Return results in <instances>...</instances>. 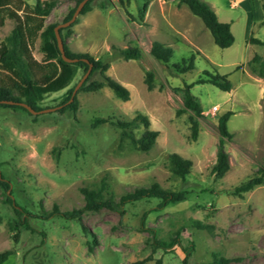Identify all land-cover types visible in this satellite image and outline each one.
I'll return each mask as SVG.
<instances>
[{
  "label": "rangeland",
  "instance_id": "1",
  "mask_svg": "<svg viewBox=\"0 0 264 264\" xmlns=\"http://www.w3.org/2000/svg\"><path fill=\"white\" fill-rule=\"evenodd\" d=\"M78 1L60 0L46 22H64ZM204 1L230 23L235 37L230 47L218 46L202 19L180 0H93L92 9L77 16L66 43L73 52L109 62L105 73L129 89V98L123 100L104 86L78 89L76 111L34 114L0 107V170L11 182L8 190L0 185V252L13 251L2 264H128L140 259L144 264H184L185 248L192 244L186 264H212L214 253L234 258L229 264H264V185L243 195L232 193L264 158V76L253 59L256 54L264 58V44L251 40L264 41V0ZM145 5L141 18L139 9ZM14 24L8 19L0 26V40ZM155 40L173 49L168 62L151 54ZM40 42L34 49L39 59ZM129 45L141 49L139 58L125 59L117 51ZM192 55L195 66L180 72L174 64L184 66ZM204 71L226 75L232 88L222 90L209 82L192 86L203 113L193 138L192 111L184 105L183 90L185 83L205 77ZM83 74L80 70L71 86ZM99 76L96 72L92 78ZM67 90L47 95L42 108L58 106ZM228 110L233 111L228 120L233 137L225 149L231 166L217 176L212 167L218 120ZM138 113L147 115L150 127L159 132L147 151L132 145L113 123L130 121ZM96 118L108 121L94 124ZM129 130L139 137L145 127L131 125ZM172 153L192 160L185 179L171 170ZM103 179L117 200L154 182L189 195L160 210L154 209L158 199L146 198L126 204L122 213L106 207L85 210L81 221L49 216L55 204L62 211L83 207L81 188H97ZM8 195L31 212L30 224L37 232L16 229ZM198 221L212 224L213 231L199 227ZM178 231L181 245L153 249L154 237L170 240Z\"/></svg>",
  "mask_w": 264,
  "mask_h": 264
},
{
  "label": "trees",
  "instance_id": "2",
  "mask_svg": "<svg viewBox=\"0 0 264 264\" xmlns=\"http://www.w3.org/2000/svg\"><path fill=\"white\" fill-rule=\"evenodd\" d=\"M59 1L34 0V2H29V0H0V26H4L8 19L15 22L9 34L0 40V107H10L15 110L21 109L31 113L20 102H25L34 109L41 110L43 109L41 103L47 95L68 88L66 97L59 104L63 105L59 110L61 112L66 110L76 111L79 103L78 97L75 94L72 100L71 98L78 82L73 86L71 85L79 74V71L83 70L85 73L90 64H92L91 72L79 90L94 91L108 86L119 98L123 100L129 98V89L105 73L109 68V62L96 58L89 53L73 52L68 48L66 35L71 32V26L75 21L70 26L60 28V33L64 41L66 55L71 58H77V60L67 61L63 58L55 34V26L57 24H48L46 22L48 15ZM92 2L93 0H88L80 13H85L92 9ZM180 3L186 4L193 14L202 19L218 46L227 48L234 43L235 37L230 23L221 21L206 1L180 0ZM77 6L78 4L71 8L64 21L72 17ZM146 8L145 5L139 9V16L141 18L144 17ZM63 30H66V34H63ZM38 39H41L39 47L43 53L41 59L37 58L34 54ZM251 40L255 43L264 44V41L258 38L252 37ZM117 51L125 59H136L142 54L141 49L137 45L118 48ZM151 54L160 61L168 62L173 54V49L163 42L155 40L151 45ZM194 59L195 57L192 55L186 65H174L180 72H186L195 66ZM253 59L260 63L258 70L259 76H264V58L256 54ZM96 72L100 76L98 78H92ZM203 75L205 77L201 76L195 82L185 83L183 90L184 105L192 111L190 121L193 138H196L198 135L199 118L203 116V113L199 100L191 91L192 86L195 83L209 82L222 90L229 91L232 88V83L226 75L212 74L208 71H204ZM152 76L153 73L149 71L147 78L149 87L152 86ZM4 100L13 102H4ZM232 114L233 111L228 110L218 120L219 141L217 144L216 162L212 167V172L217 176H223L231 166L229 153L225 149V142L226 140H231L233 137V133L228 129V120ZM106 121H108L106 118H96L94 124ZM113 123L121 129V135L123 137H128L132 145L144 151L151 149L159 133L158 130L150 127L149 117L142 113H138L130 121L118 120ZM139 124L145 127V131L141 136L136 137L130 132L129 127ZM191 167V159L184 158L178 153H172L170 155V168L177 176L185 179ZM0 185L5 190L11 187V182L4 176L1 170ZM259 185H264V158L258 169L248 179L236 185L232 193L235 195H243L245 192ZM81 191L85 198V205L83 207L62 211L55 204L53 210L49 212V216L60 215L66 219L81 221L82 212L85 210L98 211L106 207L122 213L126 204L146 198L158 199V205L154 209L160 210L164 209L167 205L186 200L189 195V192L185 189L167 190L162 188L159 183L154 182L151 186L137 187L133 191L122 195L117 200L114 193L109 189L105 179L102 180L101 185L97 188L82 187ZM7 201L12 205L18 219L15 224L16 229L20 230L21 227H24L31 232H37L38 230L30 224L31 212L25 206L18 204L12 195H8ZM147 213L143 215L142 227H144ZM196 223L199 227L213 231L212 224L199 221ZM178 244L181 245V234L179 231L170 240L154 237L152 247L153 249L169 251ZM89 249H92V246H89ZM185 249L187 254L184 259V264L187 263L188 256L192 254L194 245L192 244L191 248ZM12 253V250L0 252V264L7 260ZM233 259L232 257L214 253L211 263L229 264ZM145 261V259H140L128 264H144Z\"/></svg>",
  "mask_w": 264,
  "mask_h": 264
},
{
  "label": "water",
  "instance_id": "3",
  "mask_svg": "<svg viewBox=\"0 0 264 264\" xmlns=\"http://www.w3.org/2000/svg\"><path fill=\"white\" fill-rule=\"evenodd\" d=\"M87 1L88 0H81L80 3L78 4V6L76 7V9H75V11H74V13H73V15H72V17L70 19L67 20V21L61 22V23H59V24H57L55 26V34H56L58 46L60 48V51L62 53L63 58L65 60H67V61H76L77 58H71V57H68L66 55L64 41H63V38H62L61 33H60V28L70 26L76 20L77 16L80 14L83 6L85 5V3ZM91 69H92V64H90L88 70L84 73V75L80 78V80L78 81L77 85L75 86L71 100L73 99L74 95L76 94L77 90L80 88L82 83L89 76V74L91 72ZM4 102L12 103L13 101L4 100ZM20 104L25 106L31 113H34V114L43 113V112L50 111V110H56V109H59V108H61L63 106V105H58V106L51 107V108L36 110V109H34L33 107H31L30 105H28L25 102H20Z\"/></svg>",
  "mask_w": 264,
  "mask_h": 264
},
{
  "label": "crops",
  "instance_id": "4",
  "mask_svg": "<svg viewBox=\"0 0 264 264\" xmlns=\"http://www.w3.org/2000/svg\"><path fill=\"white\" fill-rule=\"evenodd\" d=\"M252 22L254 23V22H255V20H253ZM258 79H261V80H263V77H258Z\"/></svg>",
  "mask_w": 264,
  "mask_h": 264
},
{
  "label": "built area",
  "instance_id": "5",
  "mask_svg": "<svg viewBox=\"0 0 264 264\" xmlns=\"http://www.w3.org/2000/svg\"><path fill=\"white\" fill-rule=\"evenodd\" d=\"M217 109V107H215Z\"/></svg>",
  "mask_w": 264,
  "mask_h": 264
}]
</instances>
